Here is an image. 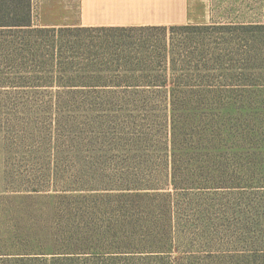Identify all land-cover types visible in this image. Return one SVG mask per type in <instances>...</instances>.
I'll use <instances>...</instances> for the list:
<instances>
[{
    "label": "rangeland",
    "instance_id": "obj_1",
    "mask_svg": "<svg viewBox=\"0 0 264 264\" xmlns=\"http://www.w3.org/2000/svg\"><path fill=\"white\" fill-rule=\"evenodd\" d=\"M191 2L196 20L264 25V0ZM79 15L80 0H34L36 24ZM172 25L183 24L129 41L184 51L187 73L211 75L187 83L217 88L218 100L89 104L0 89V246L50 245L74 264H264V30ZM211 51L224 69L196 70L191 57ZM243 59L259 83L251 94L236 85ZM4 68L0 58V81Z\"/></svg>",
    "mask_w": 264,
    "mask_h": 264
},
{
    "label": "trees",
    "instance_id": "obj_2",
    "mask_svg": "<svg viewBox=\"0 0 264 264\" xmlns=\"http://www.w3.org/2000/svg\"><path fill=\"white\" fill-rule=\"evenodd\" d=\"M214 26H232L260 33L264 30V25L259 23ZM155 27L158 26H45L34 22V0H0V58L6 64L2 71L6 80L0 81V89H54V99L69 97L70 100L89 104L165 100L181 107L190 102L221 98L217 88L207 87L206 84L194 87L187 83L192 79L204 83L211 75L187 73L185 66L190 67V63L185 58L190 57L184 51L174 53L168 48L151 50L148 41L138 45L129 41L132 32ZM191 27L210 25L183 24L163 28ZM191 60L196 63V70L204 67L216 71L227 65L221 55H215L212 51L206 56L201 53L192 56ZM237 63L243 66L237 68L241 83L236 85L251 94V89L259 83L247 78L245 70L250 61L243 59ZM178 64L181 65L180 73L170 72ZM13 73L16 75L12 79L7 77ZM173 170H176L175 166ZM174 178H177L176 173ZM40 191L29 188L20 192H28L26 197L30 198V192ZM14 242L16 246H0L1 264H34L37 260L41 264L75 262L74 256L58 254L60 250L54 246H45L42 252L36 253L25 247H17L20 244L15 237ZM110 260L106 264H116L113 258Z\"/></svg>",
    "mask_w": 264,
    "mask_h": 264
},
{
    "label": "crops",
    "instance_id": "obj_3",
    "mask_svg": "<svg viewBox=\"0 0 264 264\" xmlns=\"http://www.w3.org/2000/svg\"><path fill=\"white\" fill-rule=\"evenodd\" d=\"M191 0H80L76 21H60L45 26H147L167 24H250L249 17L224 14L218 19L196 20ZM239 13V11H238ZM241 17V18H240ZM248 21V22H246Z\"/></svg>",
    "mask_w": 264,
    "mask_h": 264
}]
</instances>
